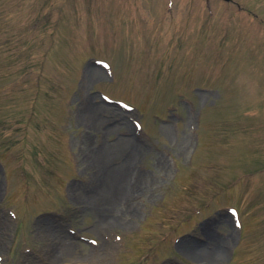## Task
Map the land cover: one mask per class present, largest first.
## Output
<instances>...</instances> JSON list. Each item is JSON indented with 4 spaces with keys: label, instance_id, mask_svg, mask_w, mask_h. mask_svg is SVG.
<instances>
[{
    "label": "rangeland",
    "instance_id": "obj_1",
    "mask_svg": "<svg viewBox=\"0 0 264 264\" xmlns=\"http://www.w3.org/2000/svg\"><path fill=\"white\" fill-rule=\"evenodd\" d=\"M128 137L104 220L76 190L120 156L84 149ZM50 227L67 264H264V0H0V264Z\"/></svg>",
    "mask_w": 264,
    "mask_h": 264
},
{
    "label": "bare ground",
    "instance_id": "obj_2",
    "mask_svg": "<svg viewBox=\"0 0 264 264\" xmlns=\"http://www.w3.org/2000/svg\"><path fill=\"white\" fill-rule=\"evenodd\" d=\"M92 70L98 72L96 68H92ZM100 72V71H99ZM100 74V73H99ZM95 77L100 78L99 75H95ZM87 103L90 104V106L87 105L85 115L87 116L88 122L91 124L90 128H94L99 130L100 132H104L107 135L112 132V130L115 127H119V124H113L112 126H108L106 124L99 123L97 120L96 114L100 112V106L105 107L106 109H111L112 107H108V105H105L104 103L101 102V105L98 106L97 104H91V101H87ZM120 115V113H117ZM96 116V117H95ZM122 119V124H126L125 119L121 117ZM86 119H84L85 121ZM99 133V132H98ZM135 141L133 140L132 137L126 138V140L122 139L120 142L117 143V147H110L108 144L103 143V145L99 146L95 150V158L87 155L86 149H84L85 157L84 160L88 162L87 160H91L93 164H98L100 165L101 160L105 159L106 157L112 156L114 153L116 155L120 156L121 163L117 166H110L108 163H106V167L109 169V173L103 178V184L104 188L100 193L95 192L94 194H91L92 189L89 188H77L76 190V198H81L83 200L86 199L87 202L92 204L95 209L97 210V213L102 214L101 217L106 215V213H109L110 210H112L114 207H116V203L120 200L123 201L124 198H126L127 195V190L126 188L123 187L124 181L126 180V177L128 176V167H125L124 164L130 161V159H134L135 153L133 152V148L135 146ZM117 148V149H116ZM114 154V155H115ZM89 157V158H88ZM112 164V163H111ZM136 180L132 181V184L134 185ZM138 182L135 184V187L138 186ZM134 187V188H135ZM92 188V187H90ZM91 194V195H90ZM79 198V199H80ZM99 210V211H98ZM115 211V210H114ZM118 213V212H117ZM120 214V213H119ZM124 214V212H122ZM108 216H104V220L108 219ZM205 231V228H204ZM49 232L52 233V235L55 238V241L52 242V247L48 252V259H49V264H67V258H70L73 254L71 250L69 249L67 244H73L71 241V238L69 236L68 239L66 238H59V234L55 232L53 227L49 228ZM208 232V229H207ZM58 236V237H57ZM70 238V239H69ZM211 238V237H210ZM214 240V238H212ZM192 255V254H191ZM74 256V255H73ZM196 257H200L195 254ZM101 257H95L93 261L99 260ZM208 259V258H207ZM81 261V260H80ZM86 261H89V259ZM92 261V262H93ZM95 261L93 264L98 263Z\"/></svg>",
    "mask_w": 264,
    "mask_h": 264
}]
</instances>
